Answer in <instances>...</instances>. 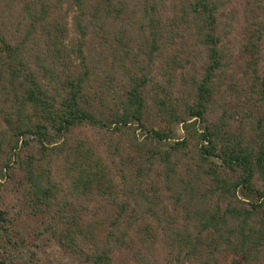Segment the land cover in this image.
I'll use <instances>...</instances> for the list:
<instances>
[{
    "label": "trees",
    "instance_id": "16d2710c",
    "mask_svg": "<svg viewBox=\"0 0 264 264\" xmlns=\"http://www.w3.org/2000/svg\"><path fill=\"white\" fill-rule=\"evenodd\" d=\"M13 1L14 6H8L9 11L18 8L17 12L22 13V19L16 21L17 27L9 28L0 6V76L9 80L20 97L19 106L16 105L9 114L5 113L7 141H12L10 148L14 155H19L15 151L19 141L20 147L28 145L29 140L36 141L39 147L35 154L23 158L16 156L17 166L10 165L9 158L4 169H14V175L21 174L18 200L20 207L27 210L25 214L42 219L46 230L60 246L74 252L86 251L83 257L87 264H113L112 249L103 244L99 247L93 233L91 221L95 218L85 222L80 215V211L90 206L75 205L70 200L102 197L106 203H115L121 216L130 206L129 198L144 193L142 184L149 179L145 175L156 163L163 168L164 185L171 191L175 215L181 220L174 227H163L164 237L161 235L159 243L163 241L164 249L173 258H165L158 264H263L264 0L252 1L255 5V8L252 6L253 21L242 32L238 60H227L221 48L218 14L227 0H179L181 12L171 19L174 23L165 27V32L160 13L163 0H136L133 6L131 0H65L76 11L73 20L81 32L85 19L94 27L105 28L108 21L116 23L119 19H130L133 13L131 20L141 26L142 33L147 32L144 38L151 52H159L174 36H184L186 32L199 39L202 63L199 75L193 79L195 87L191 101L180 103V107H167V102L162 99L158 102L167 122L181 123L185 134L168 148H162L163 142L175 135L168 125L166 130L146 129L144 140L135 138L134 145L144 146L149 139L150 147L147 145L148 154H140L147 162L148 170L142 171V165L137 163L134 184L126 176L128 163L125 159L121 157L116 161L74 131L86 125L109 130L112 125L123 128L134 121L142 124L149 77L140 70L141 75L133 70L128 74L130 89L126 91L125 100L120 99L119 107L116 104V109H110L109 113L103 110V103L92 107L87 96L94 94L96 97L99 92L89 93L86 88L89 79L86 70L78 74L66 71L61 79V74L53 75L55 71L41 62V56L33 51L40 39L38 26L45 22L50 5L59 1L18 0L21 2L19 7L17 0ZM22 28L24 32L19 39L11 42L12 33ZM47 41L53 47L43 56L48 54L53 64L59 63L60 57L71 62V53L63 50L65 41L52 34L50 29L47 30ZM131 50L136 58L140 56L137 49L132 48L130 51L123 48L124 55ZM32 55H36L35 61L42 69L43 78L37 76L35 65H30ZM239 73L248 82L247 86L244 84L245 91H241L238 84H232ZM216 78L229 79L231 83L229 89H225L229 98L222 99L224 102L232 100L233 108L240 112L241 120L235 129H230L232 114L226 109L219 107L221 112L215 119L208 116L221 87V81ZM104 85L117 96L112 86ZM98 100L102 102V97ZM23 109L32 110V114L28 115ZM189 134L196 139V152L190 154L187 150ZM184 157L188 158L189 164L182 173L178 171V161ZM12 172H7L11 178ZM117 177H121L120 181ZM1 186L2 183L0 205L3 199ZM69 205H74L71 210L67 208ZM13 219L8 211L0 209V264H15L7 250H21L20 245L25 242L20 229L14 227ZM143 232L147 235L148 248L156 244L158 239L153 238L150 227L145 225ZM13 236H17L21 244L13 241ZM90 237L94 238L91 243ZM84 246L88 247L84 250ZM138 255L141 264H154L149 258Z\"/></svg>",
    "mask_w": 264,
    "mask_h": 264
},
{
    "label": "rangeland",
    "instance_id": "374dc122",
    "mask_svg": "<svg viewBox=\"0 0 264 264\" xmlns=\"http://www.w3.org/2000/svg\"><path fill=\"white\" fill-rule=\"evenodd\" d=\"M0 1V6L3 8V17H5L9 28L17 27L16 21L17 19H22V13L20 11L17 12L18 8L16 10L12 9V12L9 11L8 6H14L13 0ZM58 1V4L50 5V16L48 14L45 22L38 26L37 34L40 39L38 47L33 48V51H37L38 55L41 56V62L55 71V74L52 73L53 75L59 76L61 74L62 79L66 71L71 70L78 74L82 70L83 73L86 70L89 77L86 88H88L89 93L99 92V96L96 97L94 94L89 96L87 92V98L92 103V107L103 103L105 105L103 110L107 113H109L110 109H116L114 108L116 104H118V107L120 106V99L125 100L126 91L131 86L129 73L132 74L133 70H135L138 75H141L140 70L142 74L146 73L150 79L145 86V106L142 124L134 121L130 126L123 128H116V126L112 125L109 130H101L97 127L86 125L74 131L78 136L89 139L91 144L98 150L112 155L116 161L121 160V157L125 159V162L128 163V167L125 168L126 176L129 178V182L134 184L137 163L142 165V171L148 170L146 167L147 162L140 157V154H148L147 145L150 147L147 144L149 139H145L144 146L134 145L133 141L135 138L144 140L143 136L146 134V129L155 127L166 130L168 125L175 132L173 138L163 142L165 145L162 148H168L170 143L177 140V138L182 139L185 134V131L181 128V123L169 124L167 122L162 108H159L158 102L162 99L167 102V107L170 105L180 107V103L191 101L195 87L193 79L199 75V65L202 63L199 60L201 55L199 39L191 32H186L184 36H174L172 41L168 42L159 52L155 50L151 52V47L144 38L147 32L142 33L143 29L140 28L141 26L131 20L133 13L130 19H119L116 23L108 21L105 28L94 27L92 23L85 19L82 22L84 29L81 32V29L79 31L76 28L73 20V16L76 13L74 8L70 7L69 2L66 3L65 0ZM132 1L131 6L136 4V0ZM163 1V4H160V13L162 15L161 21L164 25L163 31L165 32V27H169L170 23H174L171 19L176 18V14L181 12L182 2L179 0ZM252 1L255 0H227L218 14V31L222 36L221 48L227 60H238L237 57L240 56L238 48L242 41V32L245 26L253 21L252 6L255 8V5ZM18 5H21V2L17 0L16 6ZM54 25H57V27ZM48 29L51 30L52 34L65 41L63 50L71 53V62L60 57L59 63L53 64L50 62L48 54L43 56V53H46L48 48L51 49L53 47L47 41ZM62 31L64 34H62ZM23 32L22 28L21 31L12 33L14 37L11 42L19 39ZM168 34H166V37H168ZM123 48L128 49V51H130V48L137 49L140 56L136 58L133 55V50L125 56ZM145 51L149 54H142ZM81 52L82 54L80 55ZM35 57L36 55L30 57V65L32 67L35 65L34 71H37V76L43 78L44 74L42 69L38 68ZM82 61L86 64L85 66H83ZM46 79H49L48 76ZM219 80L221 81V87L216 95L215 103L213 102L211 106L212 113L208 116L210 119H215L221 109H226L228 113L232 114V118L229 119L231 123L230 129H235L241 120L240 112L233 108L232 100L224 102L222 99L223 97L229 98L225 95V89H229L231 83L229 79ZM104 84L112 86L117 96L111 93L110 89ZM232 84H238L240 90L245 91L244 84L247 86L248 82L246 77L241 76L239 73L233 79ZM101 97L102 102L98 100ZM18 98H20L19 93L13 90L9 80L2 79L0 76V183L3 184L1 186V189L3 188V199L0 209L10 213L11 217L14 218V227H18L25 238V242L21 244L17 236L12 237L13 241H18L21 244V250L8 249V256L14 259L15 264H87L83 257L86 251L74 252L60 246L57 239L50 236L45 228L46 223L42 219L25 214L27 210L20 207L21 204L18 200L22 188L21 174L14 175L12 172L15 171L14 169H4L6 167L4 163L9 158L10 165L17 166V162H15L17 160L16 156L23 158L28 154H35L39 147V144L32 140H29L28 145L20 147L21 141H19L15 150L19 155L12 154L13 150L10 148L12 141H7L9 139L8 134H6L8 124L5 120V113L9 114L13 112L16 105L19 106L20 100ZM113 98L117 99L113 100ZM216 108L218 109L216 110ZM23 112H27L28 115L32 114L30 109H23ZM32 117L35 119L34 116ZM141 140L138 141L140 142ZM187 144L188 153H195L196 139L191 137L190 134L188 135ZM115 147L117 148L116 151L114 150ZM129 161H133V164H129ZM188 164V158H182V160L178 161V171L184 173ZM162 169L156 163L151 165L150 171H147L148 175H145L149 178L147 179L148 182L142 184L144 193H136V195L134 194L130 197V206L121 216L118 214L119 207L115 203H106V200L102 199V197L70 200L75 205L84 204L90 206L80 211V215L82 219H85V222L95 218L94 221H91L93 223V233L95 237L97 236L96 240L99 243V247L103 244L104 246L108 245L112 249L113 264H141L138 260V253L149 258L154 264L162 263L165 258L167 260L173 258L164 249L163 241L159 243V239L161 235L164 237L163 232L165 229L163 227L165 225L166 228L169 226L174 227L179 225L181 220L179 215H175L176 207L173 205L172 198H170L171 191L164 185ZM7 172L9 174L12 172L11 176L13 177L11 178ZM54 172L56 173L55 170ZM17 173L20 172L18 171ZM119 179L121 177H117V181H120ZM149 185L152 186L150 187ZM121 197L122 195L119 198ZM73 206L69 205L67 208L71 210L70 208ZM169 213L170 215L168 216ZM145 225L151 228L152 235H154L153 238L158 239L156 244L149 248L147 247V235L143 232ZM134 234H136V237H133ZM93 239V237H90L89 243ZM85 247L88 246H84V250ZM99 247L95 248L94 246L95 249H99Z\"/></svg>",
    "mask_w": 264,
    "mask_h": 264
}]
</instances>
